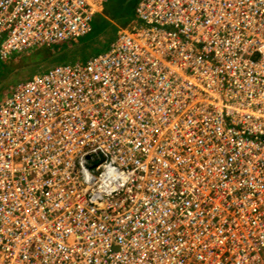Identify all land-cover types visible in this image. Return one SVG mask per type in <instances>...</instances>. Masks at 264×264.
Returning <instances> with one entry per match:
<instances>
[{
	"label": "built area",
	"instance_id": "1",
	"mask_svg": "<svg viewBox=\"0 0 264 264\" xmlns=\"http://www.w3.org/2000/svg\"><path fill=\"white\" fill-rule=\"evenodd\" d=\"M105 1L0 0V59ZM134 12L0 101V264H264V0Z\"/></svg>",
	"mask_w": 264,
	"mask_h": 264
},
{
	"label": "rangeland",
	"instance_id": "2",
	"mask_svg": "<svg viewBox=\"0 0 264 264\" xmlns=\"http://www.w3.org/2000/svg\"><path fill=\"white\" fill-rule=\"evenodd\" d=\"M137 1L106 0L102 12L93 17L92 30L86 35L70 40V42H64L67 48L71 47V49L68 50V54H65L62 62L73 57L78 61H85L91 56L105 51L116 37L118 29L131 22L135 16L134 9ZM40 48L37 47V49ZM32 51L35 49L19 54L14 53L19 56L15 59L12 58L13 60H0V96L15 82L31 77L32 72H41L55 64L54 60H33L29 56ZM49 57L52 58L53 55Z\"/></svg>",
	"mask_w": 264,
	"mask_h": 264
},
{
	"label": "trees",
	"instance_id": "3",
	"mask_svg": "<svg viewBox=\"0 0 264 264\" xmlns=\"http://www.w3.org/2000/svg\"><path fill=\"white\" fill-rule=\"evenodd\" d=\"M33 49H35V51H32L29 54V56H31L33 60H38V59L41 60V61L42 60H47V61L54 60L53 63L55 62V64H58V63H62V60L64 59V56H66L65 54H68V52H69L68 50L71 49V47L67 48L66 43L61 42V43L54 44V45H51V46H42L40 49H37V48H33ZM33 49H29L27 51L29 52L30 50H33ZM55 54H57V55H55ZM52 55H53V57L50 58L49 56H52ZM74 59L75 58L73 57L70 60L71 61H76V59L75 60Z\"/></svg>",
	"mask_w": 264,
	"mask_h": 264
},
{
	"label": "crops",
	"instance_id": "4",
	"mask_svg": "<svg viewBox=\"0 0 264 264\" xmlns=\"http://www.w3.org/2000/svg\"><path fill=\"white\" fill-rule=\"evenodd\" d=\"M105 2H106V1H105ZM104 4H105V3H104ZM134 14H135V12H134ZM133 21H134V16H133V18L131 19V22H128L127 24H130V23H132ZM113 40H114V39H113ZM113 40H112V41H113ZM112 41H111V42H112ZM111 42H110V43H111ZM25 52H26V51H25ZM27 52H28V51H27ZM20 53H21V52H20ZM17 54H19V53H17ZM18 56H19V55L12 54V55L8 56L7 58L0 59V60H8V61H9L10 59L13 60V59L17 58ZM8 58H9V59H8ZM12 58H13V59H12ZM86 60H87V59H86ZM35 73H37V72L34 71V72L31 73V75H33V74H35ZM11 88H12V85L9 87V89L3 91L2 95L0 96V101L3 100L4 97L10 93Z\"/></svg>",
	"mask_w": 264,
	"mask_h": 264
}]
</instances>
